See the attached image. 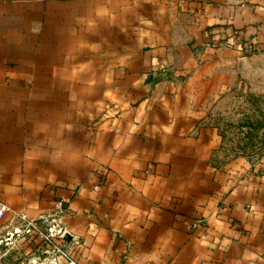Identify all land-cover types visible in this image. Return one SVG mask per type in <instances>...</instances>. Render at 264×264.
I'll use <instances>...</instances> for the list:
<instances>
[{"label": "crops", "instance_id": "1", "mask_svg": "<svg viewBox=\"0 0 264 264\" xmlns=\"http://www.w3.org/2000/svg\"><path fill=\"white\" fill-rule=\"evenodd\" d=\"M259 94L264 0H0V263L63 199L80 264H264Z\"/></svg>", "mask_w": 264, "mask_h": 264}, {"label": "built area", "instance_id": "2", "mask_svg": "<svg viewBox=\"0 0 264 264\" xmlns=\"http://www.w3.org/2000/svg\"><path fill=\"white\" fill-rule=\"evenodd\" d=\"M97 187L94 185V188ZM5 211L6 207L0 203V218ZM64 212L65 202L59 199L36 217H29L24 212L13 213L22 221V232L37 240V250L29 259L31 264H80L67 247L69 231L61 221Z\"/></svg>", "mask_w": 264, "mask_h": 264}, {"label": "rangeland", "instance_id": "3", "mask_svg": "<svg viewBox=\"0 0 264 264\" xmlns=\"http://www.w3.org/2000/svg\"><path fill=\"white\" fill-rule=\"evenodd\" d=\"M251 105H245L244 100L236 101L225 100L216 109V116L222 125L231 129L228 133V138L231 141H243L244 135L239 129L241 125H248L252 127L248 140L238 149L246 148L250 153L258 154L264 149V96L260 94L255 96L252 100L248 99ZM18 248L13 247L7 251L5 263L12 264L16 262L14 255ZM12 255V256H11ZM15 256V257H16ZM1 264V263H0Z\"/></svg>", "mask_w": 264, "mask_h": 264}, {"label": "water", "instance_id": "4", "mask_svg": "<svg viewBox=\"0 0 264 264\" xmlns=\"http://www.w3.org/2000/svg\"><path fill=\"white\" fill-rule=\"evenodd\" d=\"M66 239H67V240H69V239H70V236H69V235H67V236H66Z\"/></svg>", "mask_w": 264, "mask_h": 264}]
</instances>
